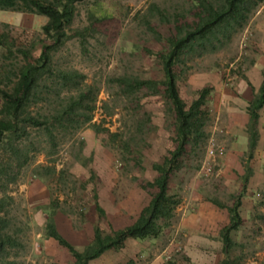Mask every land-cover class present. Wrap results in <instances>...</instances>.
Masks as SVG:
<instances>
[{"label":"rangeland","instance_id":"rangeland-1","mask_svg":"<svg viewBox=\"0 0 264 264\" xmlns=\"http://www.w3.org/2000/svg\"><path fill=\"white\" fill-rule=\"evenodd\" d=\"M207 1L219 8V0ZM153 3L161 15L156 10L149 14L148 8ZM201 10L196 0H82L76 4L71 28L84 30L86 42L81 46L79 37L73 35L53 53L52 71L44 76L37 99L29 106L31 114L49 122L52 133L44 125L27 127V133L15 141L21 152L27 154V161L20 167H17L19 159L0 147V161L7 163L6 173L0 174V197L11 196L7 208L21 242V246L10 250L9 260L16 264H53L41 249L46 237L42 221L46 220V207L51 200L55 202L53 215L65 214L76 225L89 215L88 207L95 202L94 194L102 178L131 186L137 184L149 194L154 192L145 174L150 172L153 181L157 172L152 164L161 162L176 145L175 114L171 101L164 95L165 76L158 54L168 49L167 37L177 34L179 28L195 24ZM45 22L43 15L0 10V34L5 38L0 46V89L8 85L4 77L7 73L16 71L26 57L32 60L38 56L45 39L41 29ZM255 65L259 71L253 69ZM59 68L76 69L84 74L80 86L84 92L88 91L84 101L91 106L80 109L71 120L62 121L72 122L65 126L51 123L57 122L53 115L61 102L79 91L70 85H60L56 78ZM263 68L264 1L217 49L188 53L184 62L174 67L177 87L186 105L202 88L209 90L203 106L207 112L206 137L198 143L190 141L170 173L169 192L175 198L180 201L190 198L197 181L205 197L226 207L242 197L237 194L239 180H230L227 189L226 178L220 171L227 120L210 97L214 76L225 88L236 92L241 81L247 80V71L260 76ZM121 75L149 79L153 84L125 95L113 80ZM1 106L0 97V109ZM85 114L91 116L89 123L84 121ZM87 131L95 133L94 141L87 139ZM114 133L116 136L111 137ZM209 146L222 148V153L210 156ZM94 153L100 157L96 163L100 166V177L93 170ZM261 158L264 170V156ZM101 161L108 162L109 167ZM248 183L250 196L239 206L242 221L230 232L237 245L229 256L236 264H264V171H259L258 177ZM35 202L40 204L37 206ZM224 214L229 217L225 208L217 206L214 246L209 247V257H201L204 264H221L225 258L217 227ZM171 230L162 244L167 245L172 237L177 239L179 232ZM173 254L176 260L183 259L178 247ZM136 257L134 264H145L140 256ZM151 257L149 253L148 258Z\"/></svg>","mask_w":264,"mask_h":264},{"label":"trees","instance_id":"trees-1","mask_svg":"<svg viewBox=\"0 0 264 264\" xmlns=\"http://www.w3.org/2000/svg\"><path fill=\"white\" fill-rule=\"evenodd\" d=\"M80 1L82 0H0V10L21 11L46 17V22L41 26L45 39L40 46L38 56L29 60L26 57V52L23 51L26 60L16 71H11L12 73H7L4 76L8 85L0 89V97L2 98L0 147L19 159L17 167L27 161V154L21 152L15 141L27 133L28 126L44 125L47 132L52 133L50 124L48 125L49 122H46L45 119L41 120L40 115L31 114L29 106L33 100L37 99L38 88L44 81V76L52 71L53 53L73 35L79 37L81 46H84L86 42L84 30L71 28L76 4ZM263 1L219 0V8H215L207 0H196L202 10L196 15L195 24L179 28L177 34H171L165 39L168 49L164 53H159L158 56L165 76L163 81L164 95L171 101L175 114V148L168 151L161 162L152 164L157 175L152 182H148V185L155 190L151 192L149 203L140 210L135 221L123 228L111 229L108 233H102L98 227H95L93 241L82 251H77L57 231L52 217L55 202L54 200L50 201L48 208L46 207L48 213L44 223V234L46 237L54 238L69 251L74 257L73 264H88L90 260L99 257L108 249L118 250L123 247L127 238L138 240L155 238L160 234L162 227L169 225L173 212L180 203V199L175 198L169 192L170 173L182 155L185 146L190 141L198 143L206 137L204 126L207 112L203 106L209 94L208 88H202L190 104L186 105L177 87L178 76L174 67L183 63L184 57L188 53L196 51L202 53L217 49L224 40H228L231 34L242 26L251 11ZM154 10L161 15V11L156 5L150 4L149 14H152ZM4 39V35L0 34V46L4 44ZM261 75L262 82L247 106L251 122L250 127L253 130L251 139L257 137V132L254 130L255 124L259 117L258 111L264 105V68ZM56 78L62 87L70 85L79 91L76 95H72L66 101L61 102L55 110L53 118L57 122L51 123L65 126L72 122L62 121L71 120V117L77 115L80 109H91V106L84 101L88 97V91L87 93L84 92L80 86L84 78L83 73L76 69L59 68L56 70ZM113 80L125 95L136 93L143 87L150 88L153 84L152 80L129 75L117 76ZM90 120V114H85V123H89ZM110 135L111 137L116 136L115 133ZM6 171L7 163L0 161V174L4 175ZM10 179L13 178L10 177ZM244 189L245 186H243ZM10 201L11 196L4 194L0 197V264H16L13 260H9L8 256L12 248L21 246L18 231L13 227L12 218L9 216V209L7 208ZM212 202L220 208H226L229 216L228 223L219 232L222 252L225 255L221 264H236L229 256L230 250L237 245L230 237V232L236 230L242 221L239 213L240 201L235 200L230 207L224 206L217 200H212ZM96 209L103 214V210L98 204H96ZM165 264L173 263L167 261Z\"/></svg>","mask_w":264,"mask_h":264},{"label":"crops","instance_id":"crops-1","mask_svg":"<svg viewBox=\"0 0 264 264\" xmlns=\"http://www.w3.org/2000/svg\"><path fill=\"white\" fill-rule=\"evenodd\" d=\"M258 67L255 65L253 69L259 71ZM246 78L247 80L241 81L239 84V90L232 92L221 84L217 76H214L215 84L212 86L213 91L210 97L214 106L219 107L224 120H227L224 129L227 136L226 149L224 159L220 162V171L226 178L224 181L227 189L230 187V180H239L237 194L242 196L238 199L240 205L249 199L250 192L247 189L250 183L248 182L257 178L259 171H264L261 167V157L264 156V105L258 111L259 117L254 129L257 132L255 139H251L253 130L250 127L251 122L247 110L248 102L262 82V76L251 75L247 71ZM85 135L88 137L87 139L95 140V133L92 131H87ZM99 158L95 153L91 157L93 170L96 171L98 177L102 176L99 171L100 166L96 165L99 163ZM255 160L259 161L257 165ZM102 163L105 167H109L108 162ZM145 177L152 182L153 176L150 172H147ZM100 180L97 191H95V202L88 207L89 215L86 218L75 225L71 222V218L65 214L56 213L53 215L57 231L77 251H82L93 241L97 225L102 233L128 226L135 221L140 210L151 199V193L149 194L137 184L131 186L116 180L109 181L104 178ZM195 186L190 198H183L175 208L173 212L175 221L162 227L157 237L142 240L127 238L123 247L118 250L108 249L99 257L90 260L88 264H134L138 259L137 255L145 261V264H165L167 262L165 258H170L169 261H173L175 264H204L201 257H209V247L214 246L213 236L217 224V206L209 196L205 197L207 195L201 191L198 181L195 182ZM243 186H245L244 190ZM255 188L257 189L256 186ZM201 193L204 194V197ZM39 204L40 202H35V205ZM96 204L102 208L103 214L97 211ZM230 206L232 205L227 207ZM222 216V221L217 226L220 229L228 223L229 219L226 214ZM240 216L242 218L241 214ZM44 221L43 219L42 224ZM103 221L108 224H104ZM107 226L108 228H106ZM170 229L179 232V234L176 235L177 239L172 237V241L164 245L161 241L169 235ZM177 247L181 250L183 259H175L173 251H176ZM41 249L51 257L53 264L74 263V257L69 251L52 237H43ZM149 253L152 254L151 258H148Z\"/></svg>","mask_w":264,"mask_h":264},{"label":"built area","instance_id":"built-area-1","mask_svg":"<svg viewBox=\"0 0 264 264\" xmlns=\"http://www.w3.org/2000/svg\"><path fill=\"white\" fill-rule=\"evenodd\" d=\"M217 153H218V154H219V153H222V148H219V147H217V148H213V147H211V146L208 147V154H209L210 156H215Z\"/></svg>","mask_w":264,"mask_h":264}]
</instances>
